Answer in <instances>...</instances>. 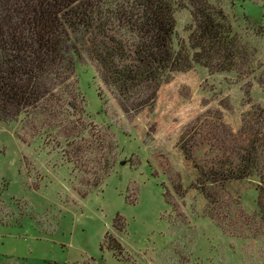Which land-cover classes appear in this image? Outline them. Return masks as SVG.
Segmentation results:
<instances>
[{"label":"rangeland","instance_id":"obj_1","mask_svg":"<svg viewBox=\"0 0 264 264\" xmlns=\"http://www.w3.org/2000/svg\"><path fill=\"white\" fill-rule=\"evenodd\" d=\"M178 1L175 41H187ZM208 1L248 50L240 72L195 65L132 113L83 55L60 102L0 121V264H264L255 178L228 183L209 208L180 146L200 163L228 153L264 109V0Z\"/></svg>","mask_w":264,"mask_h":264},{"label":"trees","instance_id":"obj_2","mask_svg":"<svg viewBox=\"0 0 264 264\" xmlns=\"http://www.w3.org/2000/svg\"><path fill=\"white\" fill-rule=\"evenodd\" d=\"M186 1L192 18L188 39L175 41L176 10L187 6L178 0H0V121L60 102L59 88L83 55L94 61L122 110L132 113L151 108L172 74L195 65L209 73L240 72L238 62L249 60L248 50L222 7ZM259 115L242 122L241 143L211 160L197 162L180 146L209 208L228 183L255 178L264 222V109ZM120 221L117 214L115 228ZM104 244L125 258L115 236L105 233Z\"/></svg>","mask_w":264,"mask_h":264}]
</instances>
